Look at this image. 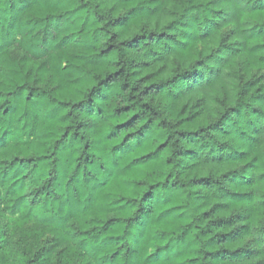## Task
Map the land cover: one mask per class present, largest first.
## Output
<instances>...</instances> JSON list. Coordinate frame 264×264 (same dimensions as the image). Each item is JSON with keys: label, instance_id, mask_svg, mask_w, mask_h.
Returning <instances> with one entry per match:
<instances>
[{"label": "trees", "instance_id": "trees-1", "mask_svg": "<svg viewBox=\"0 0 264 264\" xmlns=\"http://www.w3.org/2000/svg\"><path fill=\"white\" fill-rule=\"evenodd\" d=\"M0 264H264V0H0Z\"/></svg>", "mask_w": 264, "mask_h": 264}]
</instances>
